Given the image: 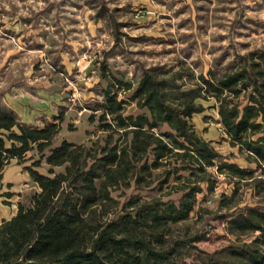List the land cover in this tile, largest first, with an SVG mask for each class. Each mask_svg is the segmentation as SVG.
Wrapping results in <instances>:
<instances>
[{
  "label": "trees",
  "instance_id": "16d2710c",
  "mask_svg": "<svg viewBox=\"0 0 264 264\" xmlns=\"http://www.w3.org/2000/svg\"><path fill=\"white\" fill-rule=\"evenodd\" d=\"M239 60L222 73L144 68L135 89L102 68L105 86L89 117L98 134L81 143L57 142L62 114L42 127L29 125L0 99V183L12 160H30L25 170L36 189L0 224V264H174L179 248L198 238L178 240L171 227L199 212L197 196L215 191L217 174L234 188L232 196L221 195L227 212L215 216L228 219L236 236L259 231L246 245L263 242V252L233 249L240 260L226 259L222 251L208 258L262 264L264 204L240 210L226 204L241 182L264 187V47ZM211 100L227 139L255 168L229 161L194 128V116ZM130 104L140 113H128ZM43 166L47 173L39 171Z\"/></svg>",
  "mask_w": 264,
  "mask_h": 264
},
{
  "label": "rangeland",
  "instance_id": "374dc122",
  "mask_svg": "<svg viewBox=\"0 0 264 264\" xmlns=\"http://www.w3.org/2000/svg\"><path fill=\"white\" fill-rule=\"evenodd\" d=\"M263 47L264 0H0V99L5 102L15 94L22 98L23 106L38 110L34 117L46 119L37 126L62 114L57 142L81 143L98 134L97 123L89 117L97 92L105 86L102 68L132 81L135 89L144 68L165 65L195 74L222 73L236 66L240 56ZM42 89L55 92L54 98L35 92ZM203 104L208 109L193 118L198 134L229 161L255 168L227 139L214 101ZM128 113L140 111L130 104ZM31 164L12 160L6 167L0 183V223L19 203L28 204L35 191L25 170ZM39 171L47 173L44 166ZM217 176L215 191L197 196L199 212L171 227L178 240L198 238L192 246L179 248L174 264H216L208 254L217 251L235 261L241 257L233 249L263 252V242L246 245L259 231L236 236L228 230V219L215 216L227 212L220 205L221 195L232 196L234 188L225 176ZM247 184L239 183L226 204L237 210L264 204V187Z\"/></svg>",
  "mask_w": 264,
  "mask_h": 264
},
{
  "label": "crops",
  "instance_id": "0c3cea01",
  "mask_svg": "<svg viewBox=\"0 0 264 264\" xmlns=\"http://www.w3.org/2000/svg\"><path fill=\"white\" fill-rule=\"evenodd\" d=\"M38 89V88H37ZM12 91H15L14 89L12 90ZM18 92V91H17ZM32 92V91H31ZM35 92H37V93H43V94H39V95H47V97H49V98H51V99H53L54 98V93L55 92H48V91H46V92H44V89H42V90H37V91H35ZM19 93V92H18ZM20 94H22V93H20ZM22 98H19V97H17L16 96V94L15 95H13V97H8L6 100H5V103L11 108V109H13L18 115H19V117L21 118V120L24 122V123H26V124H29V125H34V126H37V122H39V121H42V120H46V119H43V116H41L40 118H36V117H34V113H36V111L38 112V110H36L35 112H34V109H30V108H27L26 106H23L21 103V100ZM45 99V98H44ZM47 99V98H46ZM45 99V100H46ZM30 101V100H29ZM50 101V100H49ZM47 102V101H46ZM53 103H54V101H52ZM31 102H29L28 104H30ZM49 103V102H48ZM47 106V105H46ZM49 107V106H48ZM28 109V110H27ZM39 113V112H38ZM46 117V116H45ZM47 118V117H46ZM42 125L40 126V127H42L43 125H44V123H41ZM35 188V187H34ZM35 191H36V189H35ZM0 210H1V205H0ZM2 211V210H1ZM17 211H18V206H17V208H16V210H15V212L12 214V215H10L11 217H9V218H6V219H4V220H9L10 218H12L16 213H17ZM2 216H3V214H2ZM2 221H3V219H2ZM2 221H1V223H2ZM0 223V224H1Z\"/></svg>",
  "mask_w": 264,
  "mask_h": 264
},
{
  "label": "built area",
  "instance_id": "2783aa9c",
  "mask_svg": "<svg viewBox=\"0 0 264 264\" xmlns=\"http://www.w3.org/2000/svg\"><path fill=\"white\" fill-rule=\"evenodd\" d=\"M262 264H264V262Z\"/></svg>",
  "mask_w": 264,
  "mask_h": 264
}]
</instances>
